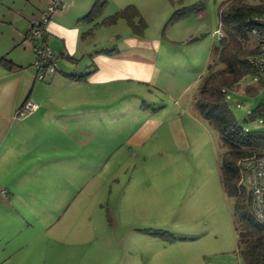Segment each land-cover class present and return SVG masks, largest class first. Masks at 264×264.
<instances>
[{
    "label": "rangeland",
    "instance_id": "obj_1",
    "mask_svg": "<svg viewBox=\"0 0 264 264\" xmlns=\"http://www.w3.org/2000/svg\"><path fill=\"white\" fill-rule=\"evenodd\" d=\"M3 1L0 56L7 54L11 59L15 53L8 47L15 24L9 9L12 0H0ZM96 1L93 0L85 16ZM100 1H106L100 16L81 22L88 32L84 49L121 46L130 36H141L143 32L141 37L149 41L160 37L170 47L182 46L187 51L197 48L198 61H201L197 64L190 63L185 51L175 50L167 55L169 60L178 61L171 63L170 72L192 77L196 73L193 67L207 73L212 49L220 43L216 34L220 26L219 8L230 0ZM247 1L258 4L264 0ZM128 6H134L138 13L113 22L105 21ZM182 9L191 12L171 21L175 11ZM14 77L21 79L17 74ZM166 78L163 84H168ZM197 80L184 92L175 87L173 94H168L152 87L144 97L145 104L151 106V114L155 115L153 119L169 124L173 143L168 133H164L165 128L145 135L139 146L135 142L140 140L139 134H134L132 115L128 117L130 122L125 133L129 137L127 142L113 145L107 159L99 165L81 166L79 174L86 177L85 181L77 179L78 183L82 182L73 205L77 207L74 217H78L79 227L72 239L79 264H245L234 221L235 201L221 182V138L196 108L195 95L201 84V79ZM226 103L240 127L247 132L264 134V72L247 74L237 86L227 89ZM19 207L17 204L13 210L21 211ZM61 227L65 233L69 225ZM38 235L43 252L46 240L55 238V231L38 230ZM4 248L0 240V264H36L35 254H40L38 246H30L20 259L9 260L2 253ZM52 249L49 247L45 252L52 253ZM54 251L62 254L64 264H75L72 258L68 261L67 247Z\"/></svg>",
    "mask_w": 264,
    "mask_h": 264
},
{
    "label": "crops",
    "instance_id": "obj_2",
    "mask_svg": "<svg viewBox=\"0 0 264 264\" xmlns=\"http://www.w3.org/2000/svg\"><path fill=\"white\" fill-rule=\"evenodd\" d=\"M63 1L65 7L51 16L45 37L57 55L58 71L46 74L42 80L37 77L34 49L25 41V35L34 17L47 14L48 0H12L9 8L15 24L8 47L15 53L11 59L7 54L3 56L14 66H0V240L5 245L2 253L9 260L20 259L30 246H38L36 264H64L62 254L54 250L67 247L68 261L72 258L71 262L79 264L72 239L79 227L74 199L86 177L79 174L81 166L99 165L113 145L126 143L128 117L132 115L139 146L145 135L165 128L164 133L173 143L169 124L153 119L155 115L144 97L152 87L168 94H173L175 87L184 92L205 76L196 67L192 77L170 72L171 63L178 61L169 60L168 53L185 51L190 63L197 64L201 62L197 48L193 47L190 54L191 50L182 46L164 45L160 37L152 41L142 38L143 32L141 36H130L121 46L84 49L88 32L81 22L93 20L90 12L84 14L93 0ZM78 4L83 7L80 9ZM16 74L21 79H16ZM165 78L168 84H163ZM27 99L38 108L16 118ZM78 178L82 180L79 183ZM17 204L22 212L13 210ZM62 225H69L65 233ZM43 229L55 231V238L46 240L42 252L38 230ZM49 247H54L52 253L45 252Z\"/></svg>",
    "mask_w": 264,
    "mask_h": 264
},
{
    "label": "trees",
    "instance_id": "obj_3",
    "mask_svg": "<svg viewBox=\"0 0 264 264\" xmlns=\"http://www.w3.org/2000/svg\"><path fill=\"white\" fill-rule=\"evenodd\" d=\"M105 4L97 0L89 17L100 16ZM134 12L138 13L137 9L128 6L107 20L113 22ZM189 12L190 9L175 11L171 21L185 17ZM218 15L223 38L212 49L213 56L195 95V105L201 117L216 128L221 138V182L225 192L235 201L234 221L244 262L264 264V223L254 216L239 165L242 159L264 154V134L247 132L240 127L226 103L227 89L237 86L245 75L258 73L248 63L253 51L247 40L249 32L256 26L252 18L264 15V1L252 4L247 0H230L220 6ZM140 20L144 28L145 23L142 18ZM0 66L12 69L14 64L6 56H0Z\"/></svg>",
    "mask_w": 264,
    "mask_h": 264
},
{
    "label": "built area",
    "instance_id": "obj_4",
    "mask_svg": "<svg viewBox=\"0 0 264 264\" xmlns=\"http://www.w3.org/2000/svg\"><path fill=\"white\" fill-rule=\"evenodd\" d=\"M65 7L63 0H48L47 14L43 17H34L25 35V41L33 46L35 53L34 68L38 79H44L46 74L58 71L57 55L45 42L46 25L55 13L61 12ZM252 22L256 25L248 34L247 44L253 53L248 57L249 65L257 72H264V15H255ZM221 40L223 32L221 27L216 31ZM38 106L27 100L17 111L16 118L32 114ZM249 194L251 208L254 216L264 223V154L247 157L239 162ZM3 191V195H5Z\"/></svg>",
    "mask_w": 264,
    "mask_h": 264
}]
</instances>
